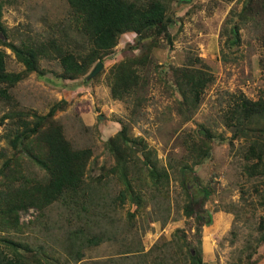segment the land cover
I'll return each instance as SVG.
<instances>
[{
  "label": "rangeland",
  "instance_id": "374dc122",
  "mask_svg": "<svg viewBox=\"0 0 264 264\" xmlns=\"http://www.w3.org/2000/svg\"><path fill=\"white\" fill-rule=\"evenodd\" d=\"M4 1L3 19L18 43L27 37L37 40L51 36L55 23L69 16L67 0ZM168 2L173 42L164 39L155 50L154 61L144 71L145 87L135 104L132 99L128 102L112 97L109 72L116 61L134 53L130 45L137 35L133 43L118 45L112 59L92 79L59 77V62L45 59L40 61L44 74L33 72L21 80L10 90V102L0 97V121L4 114L17 111L45 115L58 104L54 117L63 124L66 137L74 147H91L93 151L87 176L92 187L100 183L97 192L84 196L79 204L55 202L42 213L31 209L22 214L23 228L10 232L15 240L42 254V264H153L159 255L165 256L168 264H189L191 251L201 252L204 259V248L214 259L203 264H264L259 229L264 207L256 190L259 179L249 177L244 167L246 141L231 138L233 132L224 123V113L232 103L229 100L236 93L255 100L264 95V14L256 13V19L240 23L236 15L248 0ZM237 22L240 41L232 46L230 27ZM2 48L9 54V71L25 69L11 49L0 44ZM197 55L215 80L187 120L190 114L181 112L179 97L167 84L174 78L173 72L163 76L157 66L167 70L191 64L190 58ZM133 106L137 108L134 113ZM10 121L6 118L0 123V153L4 154L0 169L6 160L21 154L20 148H14L5 137ZM124 123L132 138L147 144L159 168L168 169V198L162 196L165 187L158 190L148 177L139 150L133 159L136 171L130 173L129 169L128 175L147 203L138 208L131 197L122 201V172L108 173L115 164L108 142ZM205 127L215 135L210 153L203 163L185 171L193 191H211L203 206L212 214V223L200 225L194 207L193 216L185 209L189 200L182 184L186 153L182 144L189 133L205 130L207 134ZM21 155L26 177L45 178V170L32 162L27 152ZM98 237L100 243L92 242ZM1 251L12 254L4 245H0Z\"/></svg>",
  "mask_w": 264,
  "mask_h": 264
},
{
  "label": "trees",
  "instance_id": "16d2710c",
  "mask_svg": "<svg viewBox=\"0 0 264 264\" xmlns=\"http://www.w3.org/2000/svg\"><path fill=\"white\" fill-rule=\"evenodd\" d=\"M67 1L70 6L69 16L55 23L54 34L37 40L27 37L18 43L5 25L3 17L6 2L0 0V44L11 49L17 60L25 66L20 72L9 71V54L6 49H0V97L10 102V90L21 80L33 72L44 74L40 61L45 59H56L59 62V77L69 80L85 78L99 61L105 64L111 60L122 37L131 32L137 36L135 42L131 39L127 44L134 42L130 45L134 53L116 61L110 68L109 78L112 97L128 102L132 99L135 104L145 87L147 78L144 71L154 61L155 50L160 48L164 39L173 42L169 31L173 21L169 13V0H148L144 3L137 0ZM256 4L255 8V0H248L241 13L236 15L240 17L238 22L256 19V13L263 15L264 0H257ZM238 22L230 27L229 43L232 46L240 41ZM135 50L139 52L136 53ZM190 63L167 70L157 66L163 76L173 72L174 78L169 81L167 79V84L177 93L181 112L190 114L187 120L193 117L206 89L215 80L213 72L200 56L190 58ZM229 101L232 103L224 113V123L233 132L231 138H242L247 143L243 155L246 160L244 167L249 177L259 179L256 190L260 196V204L264 207V95L261 94L255 100L243 93H236ZM58 106H53L45 115L25 111L7 113L0 121L11 119L5 137L14 148H20L21 154L27 152L28 158L46 172L42 180L29 174L26 177L25 161L19 153L15 155L16 158L6 160L5 167L0 169V245L12 250V254L0 252V264H42V254L10 235L12 230L23 228V213H28L31 209L42 213L55 202L79 204L81 198L97 192L100 186L99 183L96 188L92 187L90 180L88 181L92 148L74 147L65 135L63 124L54 117ZM136 109L133 106V113ZM205 128L207 134L194 131L188 134L182 144L186 152L182 159L185 175L182 184L189 200L185 209L190 216L196 213L195 218L200 221V225L212 223V214L203 206L211 191L208 188L198 189V193L193 191L189 187L185 171L203 163L210 153L215 135L208 127ZM108 146L115 156V164L108 173L117 170L122 172L125 184L120 193L122 201L131 197V202L137 204L138 208L147 203L142 193L135 189L134 178L128 175L129 169L130 173L136 171L133 159L139 150L143 152L142 162L148 171V177L158 190L164 186L162 196L169 197L168 169L159 168L152 152L147 149V144L143 140L132 138L128 125L123 124L121 130L109 140ZM2 155L4 154L0 153V157ZM193 207L196 210L194 212L191 211L194 210ZM200 212L205 215L199 214ZM259 229L262 233L260 240L264 243V216L260 219ZM100 241L101 238L98 237L92 242L98 244ZM201 254L191 251L189 264H203ZM164 259L165 256L159 255V259L152 262L168 264Z\"/></svg>",
  "mask_w": 264,
  "mask_h": 264
},
{
  "label": "water",
  "instance_id": "95a60500",
  "mask_svg": "<svg viewBox=\"0 0 264 264\" xmlns=\"http://www.w3.org/2000/svg\"><path fill=\"white\" fill-rule=\"evenodd\" d=\"M104 67V63L102 61H99L96 66L93 68V70L86 76V79H92L94 78ZM101 119H104L103 115H100ZM200 133H202L203 135L206 134L205 130H200Z\"/></svg>",
  "mask_w": 264,
  "mask_h": 264
},
{
  "label": "built area",
  "instance_id": "2783aa9c",
  "mask_svg": "<svg viewBox=\"0 0 264 264\" xmlns=\"http://www.w3.org/2000/svg\"><path fill=\"white\" fill-rule=\"evenodd\" d=\"M134 35L135 34H133V33H125V35L122 37L123 39H122V41H121V44L122 43H124V44H126L127 42H129L131 39H133V37H134Z\"/></svg>",
  "mask_w": 264,
  "mask_h": 264
},
{
  "label": "crops",
  "instance_id": "0c3cea01",
  "mask_svg": "<svg viewBox=\"0 0 264 264\" xmlns=\"http://www.w3.org/2000/svg\"><path fill=\"white\" fill-rule=\"evenodd\" d=\"M213 257V254H210V252L206 251V249L204 248V259L203 261L206 263H209V260L211 261V258ZM214 259V257L212 258V260Z\"/></svg>",
  "mask_w": 264,
  "mask_h": 264
},
{
  "label": "clouds",
  "instance_id": "9594fccd",
  "mask_svg": "<svg viewBox=\"0 0 264 264\" xmlns=\"http://www.w3.org/2000/svg\"><path fill=\"white\" fill-rule=\"evenodd\" d=\"M124 43L121 44V42L119 43V45H123Z\"/></svg>",
  "mask_w": 264,
  "mask_h": 264
}]
</instances>
